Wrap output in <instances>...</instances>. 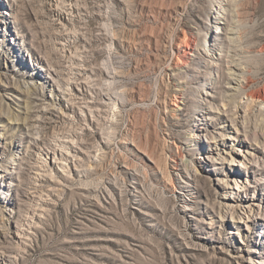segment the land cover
I'll list each match as a JSON object with an SVG mask.
<instances>
[{"label": "rangeland", "instance_id": "obj_1", "mask_svg": "<svg viewBox=\"0 0 264 264\" xmlns=\"http://www.w3.org/2000/svg\"><path fill=\"white\" fill-rule=\"evenodd\" d=\"M258 89L264 0H0V264H264Z\"/></svg>", "mask_w": 264, "mask_h": 264}, {"label": "bare ground", "instance_id": "obj_2", "mask_svg": "<svg viewBox=\"0 0 264 264\" xmlns=\"http://www.w3.org/2000/svg\"><path fill=\"white\" fill-rule=\"evenodd\" d=\"M176 50L178 55L175 59L176 64L181 63L183 60L182 58L186 57L187 54H190V39L185 33L182 34L181 39H179L177 42ZM250 83L251 80L244 77H240L239 80L231 79V84H235L236 87L240 89H246ZM248 98H250L251 101H257L260 105H264V90L258 89L255 91H250L248 93Z\"/></svg>", "mask_w": 264, "mask_h": 264}]
</instances>
